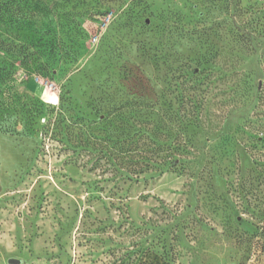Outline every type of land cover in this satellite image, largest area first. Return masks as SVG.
<instances>
[{"label": "rangeland", "instance_id": "374dc122", "mask_svg": "<svg viewBox=\"0 0 264 264\" xmlns=\"http://www.w3.org/2000/svg\"><path fill=\"white\" fill-rule=\"evenodd\" d=\"M8 68L0 264H264V0H0Z\"/></svg>", "mask_w": 264, "mask_h": 264}, {"label": "trees", "instance_id": "16d2710c", "mask_svg": "<svg viewBox=\"0 0 264 264\" xmlns=\"http://www.w3.org/2000/svg\"><path fill=\"white\" fill-rule=\"evenodd\" d=\"M2 72V74H0V85L1 84H5L6 82H8L13 74V71L11 68L6 69V71L3 69L2 71L0 70V73ZM6 103H2L0 102V117H7L8 113H7V109L5 107ZM60 106H62L60 104ZM58 109L61 111L60 112V118L59 120L56 121V125L57 127L61 124H63L65 118L63 117V111L62 108L58 107ZM70 124H66L63 125V128L65 129V132L67 131V134L72 133V131L74 130L75 127V123L73 122H69ZM119 130V132H118ZM125 128L124 127H113V130L111 131V133H109L108 135V140L111 142L112 146L111 148H113V152L115 153V155H113L112 151H110V156H115V159L117 157L118 160H122L125 159L124 157L127 156L129 158V161L125 162V164H127V168H129V170L126 171V173L130 176V175H135V176H139L141 174L144 173H149V172H156V173H163V169L165 167H167V165H169V153L172 152L171 149L167 148V149H163L162 147L159 148L157 147L156 149L152 150L150 149L148 146H145V150L143 149V152L151 154V155H155V153H161L162 156L160 159V161L155 162V161H150L148 158L145 157V159L141 156L142 150L141 148H139V146H137L136 142L138 141L140 135L137 133H131L129 134L128 131H124ZM147 139L148 141H151V138L153 137V139H155L154 136L151 135V133H147ZM68 138V137H67ZM152 139V140H153ZM141 157L144 160L143 161H136L133 162L132 159L133 157ZM151 162V163H150Z\"/></svg>", "mask_w": 264, "mask_h": 264}, {"label": "water", "instance_id": "95a60500", "mask_svg": "<svg viewBox=\"0 0 264 264\" xmlns=\"http://www.w3.org/2000/svg\"><path fill=\"white\" fill-rule=\"evenodd\" d=\"M9 263H10V264H18L19 261H18V260H15V259H10V260H9Z\"/></svg>", "mask_w": 264, "mask_h": 264}]
</instances>
